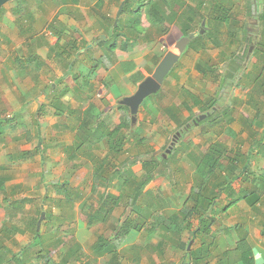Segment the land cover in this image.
<instances>
[{
	"label": "crops",
	"instance_id": "obj_1",
	"mask_svg": "<svg viewBox=\"0 0 264 264\" xmlns=\"http://www.w3.org/2000/svg\"><path fill=\"white\" fill-rule=\"evenodd\" d=\"M128 1L131 0H46L45 6L37 3L36 0H25L22 6H19L17 0H10L0 8V12L2 11L0 69L3 68L0 70V192L5 193L4 199L1 198L0 193V207L1 204H5L7 209L3 215H0V222H3L0 223V261L4 264H19L18 261L13 260V257L24 250L25 244L34 240L33 225L38 211H45L46 217L51 214L46 211L50 206L54 211L51 220L42 222L43 229H46L55 218L71 224L77 222V229L72 228L76 234L73 240H76L81 248L86 237L91 235L95 237L93 231L91 234L87 229L93 226V223L89 224L90 217L100 209V206L106 203L114 206L115 211L124 204L119 202L117 204L115 199L124 192L123 181L127 174L131 171L136 174L137 178L132 183L134 182L137 186L139 181L144 179L139 178L141 169L144 170V175L154 173L152 171L156 163L154 167L150 164L145 170L144 162L141 165L138 160L139 152L128 148L130 147L128 143L123 150L116 153L126 131L116 128L121 124L126 113L121 101L135 93V90L132 93H123L125 78L131 86L137 88L141 81L134 82L133 73L141 70L145 78L147 77L145 72L148 67L139 69L137 66L140 64V58L146 63L156 61L157 36L163 43V40L168 39L175 30L177 39L170 47L187 37H190V40L201 38L204 41L203 48H191L190 53L196 55V73H200L204 78L208 74L207 71L211 69L210 56L206 66L200 65L199 59L209 46L217 49V52H210V54L223 57L226 54V48H234L237 42L246 46L243 40L244 35L240 36L238 32L243 29H240L243 26L242 18L245 21L244 19L251 15L248 11L244 12L243 7L237 5L234 7L238 14H242V18L234 17L230 23H225L218 19L221 10L216 7L214 0V3L211 0H188L190 4H193V10H198L195 13L185 12V9L181 7V0H133L135 4L132 5ZM253 3L258 9L257 0ZM234 8L233 6L230 9L226 8L229 10L227 16L232 14ZM74 10L78 11V16L75 15ZM24 12L27 15L21 17ZM204 12L210 18L209 25L212 26L213 31L219 34L218 39L216 35L210 36L205 33L210 26L203 27L208 21L202 25L201 15ZM134 19L138 25L142 26L144 33L141 38L146 40L131 36V40H128L129 35L135 34L134 31L131 32ZM199 26H201L200 31H198ZM120 27H122L121 30H119ZM255 31L258 32L260 29ZM111 38L116 43L109 46L108 42ZM86 46H93V54L89 55L86 50H82ZM194 46L199 45L194 44ZM262 54L264 55V51L256 48L255 56L260 58ZM179 60L166 76L161 89L164 88L170 76L180 77L183 82L186 80L177 74L176 68L181 62ZM130 63L135 66L130 71H126ZM235 63L237 64V61ZM75 65L79 66L76 68ZM55 79L59 82H55ZM195 102L199 104L201 100L198 98ZM185 106L187 107L186 104ZM174 109L173 106H169L164 110L176 121L178 112H174ZM237 109L235 110L238 111ZM229 110L227 108V112ZM73 115L77 117V125L82 123L88 127L84 132L78 130L77 135L80 132L86 134L79 142L74 138L75 134L71 133L67 127V122ZM231 119L232 117H229L227 121ZM192 120L195 121L194 117ZM210 123L211 126H215L213 122ZM134 124L131 122L128 128L132 132ZM261 125H263L261 120L250 122L237 120L232 124L228 122V126L232 127L229 128L230 137L234 135L238 137L240 134L241 141L249 140L250 145L246 150H240L235 146L234 150L229 149V145L223 140H220L221 142L207 140L206 148H201L204 153H207L210 145L217 143L228 149V157H238L245 162L249 156L244 169H248V172L242 175L236 187H228L215 201L212 209L214 222L207 234L198 233L199 216L184 221L180 215L191 188L197 189L198 185H193L200 183L201 177H198V173L196 172L197 178L193 179L189 192L184 191V187L180 189L181 186H178V189L175 186L173 188V182L167 181L164 185L169 186V189L167 187L163 189V192L166 190V197L171 199L168 202L157 197V192L162 188L155 187L153 176L144 189L143 197L135 203L136 209L139 211L140 208L147 207L150 213L155 215L160 213L161 208L168 206L172 215L169 217L171 218L169 222L168 218L162 220L161 217L147 219V239L150 241L144 254L146 259L142 260V264H177L178 262L173 260L181 261L187 257V252L190 250L200 249L202 252L199 257L202 259H199L197 264H243L234 255L231 257L229 255L242 239L250 245L255 264H264V149L257 146L260 143L264 145V141L258 140L255 131V127ZM198 129L199 127L189 132L191 135L194 134L193 139L196 135L207 132V130ZM100 133L103 135H99ZM194 141L199 144L198 139ZM87 142L92 145H86ZM79 146L81 151L78 149ZM113 147H116L115 156L112 154ZM138 147L139 144L136 143L135 149ZM240 162L237 164L241 167L243 163ZM126 163L129 166L126 167ZM37 175H40V180L35 177ZM61 176L65 178H60ZM32 177L39 181V186L34 184L35 180ZM52 182L55 184L68 182V192H70L68 199L57 193L54 188H48V183ZM174 183L180 185L181 181L175 179ZM37 187L41 194H34ZM22 191L29 192L26 195L29 202L25 207L31 205L34 209L26 214L24 228H18L16 232L6 231L9 227L5 223L8 213H16L17 216L22 214V211L13 210L15 200L24 196L20 193ZM234 191H237L235 195ZM89 196L94 202L95 209H89L87 212L82 210L84 218L81 219L77 213L79 202L85 197L89 199ZM234 200L236 202L226 212L221 210L226 206L224 204ZM146 201L149 203L148 206L144 205ZM130 203L131 201L127 202V204ZM112 215L107 219L97 218L95 223L103 222L108 225L107 228L113 230L112 226L116 224L113 223ZM137 216L138 218L132 221H138L141 216ZM30 222L31 226L27 227ZM195 222H198L197 226ZM109 223L112 224L111 227ZM154 225L160 226L162 230L158 232L154 230V235L151 237L152 231L149 230ZM101 227L102 230L105 229V226ZM239 227L242 230L230 238L234 231L230 234L228 230ZM42 228L37 226L40 231L43 230ZM143 233V231L139 233V238H143ZM31 234H33L32 237ZM79 235L84 239H80ZM113 237L114 235L111 239ZM170 238L173 241H170ZM190 242L192 244L188 250ZM136 243L139 244L138 241L129 243L124 241L118 248V252L127 247L132 250ZM17 244L24 247L20 249L15 247L13 249L15 253L11 252V246ZM26 248H28L25 249L28 254H35L33 249ZM68 251L71 252L72 249ZM204 251H207V256ZM171 256H173L172 260H161ZM71 258V262L77 260V256Z\"/></svg>",
	"mask_w": 264,
	"mask_h": 264
},
{
	"label": "rangeland",
	"instance_id": "obj_2",
	"mask_svg": "<svg viewBox=\"0 0 264 264\" xmlns=\"http://www.w3.org/2000/svg\"><path fill=\"white\" fill-rule=\"evenodd\" d=\"M35 1V0H34ZM38 1L37 3H41V5L46 6V0H36ZM198 1V0H194ZM215 3L217 4L216 7L221 10L222 8H233L235 5L238 7H243L244 12L248 11V13L251 16L246 17L243 21L242 14H238L237 10L232 11V14L229 15V20L225 19V23L229 22L232 20L234 17L237 19L241 16L242 18V25L240 29L242 31H236L238 32V35H244L243 40L244 43H246V46L244 47V44H240V42H237L235 44L234 48H226L225 56H218L215 55L213 56L210 54V52H217V49L214 46H209L205 52H203L202 57L199 59L200 65L206 66L207 61L209 59L208 56H210V70L207 71L208 74L204 78L200 73H196V55L195 53L193 54L190 51L192 50L191 48H196V49H202L203 46L202 44L204 41L199 38L196 39L193 38L190 40L187 48L185 51L182 53L181 58L179 61L180 64L177 66L176 71L177 74H180L181 77L186 78V80L183 82V80L176 76H170L168 80L166 81V84L163 89L158 91L156 94H153L149 97H147L140 107V112L137 117V121L134 124L133 132L134 134L128 142L129 146L128 148L135 149L136 143L139 144V162L141 165H143V162H153L156 163V167L153 168V176H154V184L156 185L155 187H160L162 188L157 192V197L162 198L165 201H170L171 199L169 197H166V190L163 192V189H169V186H166L164 184L169 182H173V188H179L178 186L184 187V191L188 190L191 186V183L194 178H197V173H196V162L192 159V157L188 156L187 153L191 152V155H198L200 152H203L201 148H206L207 146V140L209 141H214L216 142L223 140L226 142L228 145L227 147L229 149L234 150L235 148H239L240 150H246L249 148L250 142L249 140L246 142V140L241 141V136L237 137V135H234L233 137L229 134V127L228 122L230 124L233 123V121L237 120H242L245 122H250V121H255V120H261L263 125L257 126L256 128V136L258 137V140H263L264 141V71H263V77L258 78V73L260 72V68H262V65L264 64V55L262 54L260 58L256 57L255 54L254 56L252 55V52L255 50V48H259L262 51H264V17H262V14L264 13V0H257L258 3V9L256 8L255 3H253L254 0H214ZM213 0H211L212 3H214ZM241 1V3H240ZM18 3H22V0H17ZM15 2V3H17ZM130 5L135 4L133 0L128 1ZM178 3V2H177ZM179 4V3H178ZM181 7L185 9V12H190L192 11L193 13L197 12V9L193 10V4H190V1L188 0H181L180 2ZM179 4V5H180ZM197 4V3H195ZM237 8V7H236ZM206 10V9H205ZM76 13L75 15H79L78 11L74 10ZM206 12H204L202 16L203 22L202 25L207 22L203 27H208L209 25V17L206 16ZM0 15L2 16V11L0 12ZM27 14H22L21 17L25 16ZM16 17V15H14ZM250 17V18H249ZM37 18V17H36ZM28 19V18H27ZM134 26L132 27V31H135V34L129 35V39L131 40V37L138 38V39H145L146 38H141L143 32L142 26L136 23V20H133ZM236 27V26H235ZM122 27L119 28L121 30ZM136 29V30H135ZM201 26H199L198 31H200ZM246 29H250L249 31ZM256 29H260V31L256 32ZM27 31V30H26ZM28 32V31H27ZM167 33V32H166ZM170 33V32H168ZM175 33H177L174 30V33L172 32L170 34V37L168 39H164L163 43L158 40L157 36V41L155 45V54H156V61L153 62H144L142 58H140V64L137 66L139 69L142 68H147V71L145 74L151 75L157 66V64L160 62V60L163 58V56L166 54L170 46L174 43V41L177 39L175 36ZM205 33L209 34L210 36H215L218 39L219 34L213 31L212 26H210L209 30H206ZM124 34V33H123ZM1 35V32H0ZM131 36V37H130ZM1 37V36H0ZM237 38V37H236ZM242 40V38H239ZM113 38L108 42V45H112L116 42L112 41ZM195 40V42H194ZM183 41V39L181 40ZM180 41V42H181ZM176 42V41H175ZM263 42V43H262ZM198 44L199 46H194V44ZM259 43V44H258ZM258 44V45H257ZM109 45V46H110ZM3 46V44H2ZM164 46V47H163ZM263 46V47H262ZM4 47V46H3ZM91 48V49H90ZM249 49V54H247V51L245 50ZM161 51H160V50ZM252 49V51H250ZM86 50L89 55L93 54L94 48L93 46L89 47L86 46L84 49ZM80 50V51H82ZM160 51V53H159ZM187 52V53H186ZM245 52V55H244ZM5 54V52H3ZM79 53V52H78ZM2 55V54H0ZM109 59V56H107ZM24 59H22L23 61ZM237 61V64L235 63ZM4 67V65H2ZM79 65H75L77 68ZM74 67V68H75ZM1 68L0 70H2ZM70 71V68H69ZM136 71V70H134ZM250 74V75H248ZM144 76H138L137 80L140 81ZM256 77V78H255ZM55 82H59L58 79H55ZM138 82V81H137ZM136 86V85H135ZM137 87V86H136ZM137 88L134 86H131L128 82V80L125 78V85H123V93H132L134 90L136 91ZM200 99L201 102L197 104L195 102V99ZM208 100H215L216 101V109H218V115L222 116L221 119H219V124H214L215 126H211V123L207 121V116L204 117V119L198 120L197 124H195L192 120L196 119L199 116L204 115L202 112L205 111L204 108V102ZM203 102V103H202ZM260 103V104H259ZM187 105V107L185 106ZM169 106H173L174 112H178L177 114V120H173L167 113H165V108H168ZM227 108L230 110L227 112ZM238 108L236 111L235 109ZM211 110V109H210ZM236 111V113H235ZM260 111V113H258ZM210 113V112H209ZM207 114V113H206ZM229 117H232L230 121H227ZM209 120V119H208ZM77 117L72 116L68 122H67V127L71 130V133L73 132L74 138L79 142L82 136H85L86 134H82L81 132L78 133V130L80 129L82 132L86 131L88 127H85V124H78L77 125ZM202 124V125H201ZM84 127V128H79V127ZM76 127V128H75ZM201 128V130L206 131L204 134H198L194 137L195 140H199V144H197L194 139L193 135H191L189 132L197 130V128ZM198 129V130H199ZM247 129V128H246ZM105 132V131H104ZM180 132L182 135L178 137L177 135L176 144L174 147H176V151L171 148V152H168L167 149L170 148V144H172L173 138L175 135ZM257 133L259 135H257ZM99 135H103V133H100ZM132 135V134H131ZM206 136H209L208 138ZM131 137V136H130ZM84 139V138H83ZM86 140V138H85ZM203 140V141H202ZM24 140H22L23 142ZM103 141V139L101 140ZM143 141V142H140ZM39 142V141H38ZM221 142V141H220ZM36 143V142H35ZM34 143V144H35ZM41 143V142H39ZM92 145L91 143H86V145ZM204 146H202V145ZM94 145V144H93ZM127 145V144H126ZM127 148V149H128ZM264 148V147H262ZM81 151V148L79 146ZM23 151L25 152L26 149L25 147L23 148ZM174 151V152H173ZM136 153V152H135ZM162 155L166 156V161L162 159ZM155 169V170H154ZM65 176V175H64ZM64 176H61L60 178H65ZM40 180V175L35 176ZM35 177H32L33 180H35ZM30 178V176H28ZM139 178L143 179L145 178L144 175V170H140ZM175 179L181 181L180 185H176ZM62 179H60L61 181ZM43 181H41L42 183ZM35 185L39 186V181L37 182L35 180L34 182ZM48 188L52 187L56 190L57 186L59 187L60 184L62 183H57L55 182L48 183ZM153 185V183H152ZM151 185V186H152ZM198 185L195 183L193 186ZM46 187V185H45ZM172 188V190H173ZM198 188V186L196 187ZM38 187L34 194H41V191H38ZM189 192V190H188ZM1 193V192H0ZM23 193V195H27L29 192H20ZM33 194V192H30ZM52 193V191H50ZM88 191V195H89ZM2 196L1 198H5V193H1ZM47 194V193H46ZM39 196V195H38ZM40 197V196H39ZM1 199V200H2ZM183 200H185L183 196ZM182 200V201H183ZM152 201V200H150ZM238 201V200H237ZM5 203V201H3ZM147 202V201H146ZM145 202V206H148L149 203ZM236 201L234 200L233 202L229 204H224V208L221 209L224 212L227 211L229 207H231L232 204H234ZM132 203V202H131ZM123 204L122 206L118 207L115 209L114 214L112 215L111 218L114 220V224L120 225L124 220L129 219V223L135 224L138 221H131L132 219L138 218L137 215H140V219L146 218L144 212L145 208H140L139 211H137V207L133 206V204ZM139 203L137 204V206ZM25 210L23 209L22 214L18 216L17 218L20 219L19 222H17V218H15V223H11L13 226L16 225L17 228H24V218L26 214H28L31 210L34 209L33 206L27 205L24 207ZM89 209H95L94 202L92 198L89 196L85 197L81 202H79V207L77 210V213L79 217L82 219L84 218V212H87ZM162 210L160 211V217L163 220L164 218L167 219L169 222L171 218H169L172 213L170 212V207H163L161 208ZM38 210V209H37ZM67 210V207L65 208V211ZM82 210L84 212H82ZM7 211L5 204H1L0 207V215H3L4 212ZM29 211V212H28ZM47 213H51L49 216L46 218L43 217V221L45 220H51V218L54 216L52 213L54 211L51 209V206L49 207L48 210H46ZM45 212V211H44ZM43 213V212H42ZM18 215V214H16ZM42 215V214H41ZM137 216V217H135ZM23 218V219H22ZM1 219V216H0ZM8 217H6L5 223H9L7 220ZM13 222V221H12ZM3 223V222H0ZM196 226L198 225V222H195ZM1 225V224H0ZM11 225V226H12ZM91 225V224H90ZM9 226V225H8ZM31 226V222L27 224V227ZM37 226V225H36ZM38 226L39 221H38ZM77 222L74 224L64 222L59 219H54L52 222L49 223L46 229H43L42 226L41 229L42 232L45 234V239L47 241L53 242L55 240H62L63 245H59L58 243L56 244L57 250L54 253V260L57 263L62 262L63 256L65 257H70L71 255L69 254L71 249H76V256L77 260H73L72 262L70 261L67 264H113L114 262V254L113 253H107L105 255L96 257L95 254H93V245L98 241V233H103L106 234L108 238H111L113 234H116V232L111 230V228H107L108 225L103 223H93V226L91 229H87L88 232L92 234H95V237L92 235L89 237H86L85 240L83 241V246L80 248V244L76 241L73 240L76 236L74 232L72 231V228L77 229ZM101 226H105V229L102 230ZM93 228V229H92ZM100 228V229H99ZM99 230H101L99 232ZM162 228L160 226H157L156 231H161ZM227 230V229H226ZM242 228L239 227L237 228H232L228 230V233L232 235L230 238H233V236L239 231H241ZM81 232V231H79ZM90 233L88 235H90ZM242 233V232H241ZM33 234H31L32 237ZM154 235V232L150 234L152 237ZM80 239H84L83 236L79 235ZM146 237V236H145ZM44 240V239H43ZM36 240H33V245H35ZM127 241V243L132 242V241H138L139 244H137L133 249L131 250L130 247L124 248L121 252L118 253V257L116 258V262L119 264H142V260L146 259L145 252L147 250V245L150 240H148L146 243L143 242V238H139V232L136 231L135 229H132L127 238L124 240ZM28 244V243H27ZM25 244V245H27ZM38 244V243H37ZM190 244V243H189ZM188 244V245H189ZM14 245V244H13ZM11 246L12 249L10 250L13 252L15 247L17 249H20V247H24V245L17 244L16 246ZM70 248V249H69ZM38 249V248H37ZM189 250V249H188ZM15 253V251H14ZM207 256V251H204ZM231 254V253H230ZM173 256L168 257V259H161L163 261H169V259L172 260ZM72 259V258H71ZM42 264H45V260L40 258ZM38 261V262H39ZM178 262L177 264H183L182 261L185 260H173ZM180 261V262H179ZM65 262V261H64ZM85 262V263H84Z\"/></svg>",
	"mask_w": 264,
	"mask_h": 264
},
{
	"label": "trees",
	"instance_id": "obj_3",
	"mask_svg": "<svg viewBox=\"0 0 264 264\" xmlns=\"http://www.w3.org/2000/svg\"><path fill=\"white\" fill-rule=\"evenodd\" d=\"M25 0H22V3H19V6H22L23 2ZM228 9L223 8L221 9V13L218 14V19L219 21H225L228 20L227 13ZM262 17H264V13L262 14ZM131 32H133L131 30ZM135 32V31H134ZM257 48V47H256ZM255 48V50H256ZM255 50L252 52V55L254 56ZM247 54H249V49H246ZM135 64L130 63L129 68H126V71H130L131 68H133ZM261 71L258 73V78L263 77V71H264V65L262 68H260ZM143 75V71L138 70L137 72L133 73V81L138 83L142 81L145 76L139 80H137L138 76ZM250 75V74H248ZM255 77V78H256ZM138 81V82H137ZM260 104V103H259ZM208 105V106H207ZM216 101L215 100H209L207 104L205 105L204 108H206L205 111L203 112H210L208 113L207 116V121L213 122V124H219V119H221L222 116L218 115V109H216ZM126 109V113L123 117V121L119 126H117V130L125 129L126 131L124 132V138L122 142L120 143V148L119 150H116V153L118 154L120 150L124 149V146L128 142H130L132 136L131 134L133 133L130 131V124L132 122L131 117V111L130 108L126 105H122ZM211 109V110H210ZM260 113V111H258ZM209 119V120H208ZM222 120V119H221ZM128 131V133H127ZM136 134V133H134ZM131 136V137H130ZM143 142V141H140ZM258 143V142H257ZM263 144V143H262ZM256 144L258 147H264V145ZM116 147H113L112 149V154L115 156V149ZM174 150L176 147L173 148ZM264 149V148H263ZM139 152V148L136 150ZM176 151V150H175ZM227 151L225 147H222L219 144H211L210 148L208 149L207 153H200L198 155H191V152L187 153V155L192 157V159L196 162V172L198 173V177H201L200 183L198 184V188H191L190 190V195L188 197L187 202L183 206V208L180 211V215L182 216V219L184 221L190 220L194 216H199V221H200V228L198 229V233L201 235L203 233L207 234L209 233L211 229V225L214 222V218L212 217V209L214 206V203L216 200H218L223 192L228 189V187H236L237 183L240 181L241 177L243 174H246L248 172L247 170H244L245 167L247 166V160H249V156L247 157L246 161L243 162L242 160H239L238 157L232 158L227 156ZM174 152V151H173ZM230 160H229V159ZM162 159L166 161L165 156L162 155ZM241 161L240 163H243V166H239L237 162ZM106 162V161H105ZM235 163V164H233ZM125 164V163H124ZM150 164H153V167L155 166L153 162H144V167L145 170L148 169V166ZM126 167L129 166V164L126 163ZM137 178L136 174L134 172H129L127 174V177L125 178L124 182V192L118 197L114 198L119 203H124L127 204V202H132L133 206H135V203L143 197L144 195V189L147 186V184L150 182V180L153 178V173H147L145 174V178L143 180L139 181V184L136 186L135 183L132 181ZM2 187V186H1ZM56 192L59 194H62L65 196V198L68 199V196H70V192H68V182L60 184V186L56 188ZM237 193V191H234V195ZM104 195V194H103ZM72 201V199H70ZM29 202V199L27 196H22L21 199L15 200L14 203V208L13 210L16 212L18 211H23L25 209V205ZM114 206H110L109 204H102L100 206V209L96 211V213L91 216V222L90 223H95V219L102 217V219H107L109 218L113 212H114ZM42 211L37 212V219L34 222L33 229H34V240L35 245H33V241H31L29 244L26 245V247H29L30 249H33L32 255L28 254L24 248V250L20 254H16L13 257L14 261H18L19 264H42L40 258L45 260V264H67L70 262L72 256H76V249H72V251L69 253L71 256L70 257H63V261L60 263L55 262L54 260V253L57 250L56 244L58 243L59 245H63L62 240H55L53 242L47 241L45 238V234L37 229L38 226V221L41 217ZM146 218L138 220L135 224L129 223L128 220L123 221L120 225H113L109 223V226L113 228V232L115 231L116 234H113L114 237L113 239L108 238L106 234L103 233H98V241L93 245V254H95L96 257L105 255L107 253H113L114 254V264H118L116 262V258L118 257V248L121 246L122 243H124V240L127 238L129 233L131 232L132 229H135L139 233L142 231L143 233V242H147L148 239V229H147V219L149 217L159 219L160 218V213L157 214H151L150 210L148 208H145L144 212ZM160 214V215H159ZM18 216L16 213H8V221L7 223L9 225V229L7 228L6 231L11 230V232H16L18 231L16 225H12L11 223H15V218ZM26 218V216H25ZM24 218V219H25ZM18 219V218H17ZM23 219V218H22ZM13 221V222H12ZM20 219L17 220L19 222ZM132 221V220H131ZM105 222V221H104ZM133 222V221H132ZM12 226H11V225ZM160 224V223H159ZM37 225V226H36ZM157 226L154 225L152 226V229L149 231L154 232L156 230ZM145 229V231H144ZM101 230H99L100 232ZM146 236V237H145ZM169 238V236H168ZM44 239V240H43ZM172 238H170V241ZM145 242V243H146ZM38 248V249H37ZM37 249V250H36ZM202 250L198 251H192L190 250L187 252V257L182 261L183 264H197L199 259H202L199 257L201 255ZM229 253V252H226ZM231 253V252H230ZM228 255V254H227ZM230 257L231 255H234L239 261H242L243 264H255V259L253 257V252L250 247V245L246 242V240L242 239L238 241L236 248L232 251L231 254H229ZM39 261V262H38ZM65 261V262H64ZM0 264H4L3 261H0ZM120 264V263H119Z\"/></svg>",
	"mask_w": 264,
	"mask_h": 264
},
{
	"label": "water",
	"instance_id": "obj_4",
	"mask_svg": "<svg viewBox=\"0 0 264 264\" xmlns=\"http://www.w3.org/2000/svg\"><path fill=\"white\" fill-rule=\"evenodd\" d=\"M8 1L10 0H0V8ZM189 40L190 37H187L183 39V41H179L174 46H172L161 59V61L158 63L155 68V71L139 83L135 93L125 97L121 101V103L127 105L130 108L133 124L137 120L139 107L147 97L156 94L161 89L166 76L168 75L172 67L176 64V62L179 60ZM250 51H252V49ZM206 116H208V113L200 116L198 120L204 119V117ZM167 151L170 152L171 149H168ZM44 216L45 213L43 212L39 221V225L41 224V221ZM191 244L192 242H190L188 249L191 248Z\"/></svg>",
	"mask_w": 264,
	"mask_h": 264
},
{
	"label": "clouds",
	"instance_id": "obj_5",
	"mask_svg": "<svg viewBox=\"0 0 264 264\" xmlns=\"http://www.w3.org/2000/svg\"><path fill=\"white\" fill-rule=\"evenodd\" d=\"M178 42H179V41H178ZM170 48H171V47H170ZM170 48H169V49H170ZM169 49H168V50H169ZM166 53H167V52H166ZM249 53H250V52H249ZM163 57H164V56H163ZM143 103H144V102H143ZM143 103H142V104H143ZM142 104H141V106H142ZM141 106H140V107H141ZM140 107H139L138 113H139V111H140ZM137 117H138V114H137ZM199 117H200V116H199ZM199 117H197V118L195 119L194 123H198L197 121H198ZM136 121H137V120H136ZM135 123H136V122H135ZM177 135H179L178 137H180L181 134L177 133V134L175 135V137H174L175 140H176V138H177ZM173 141H174V140H173ZM176 142H177V140L175 141L174 144H171V145H170V148H169V149L174 148V145L176 144ZM170 152H171V151H170ZM44 213H45V212H44ZM41 214H42V213H41ZM41 216H42V215H41ZM44 217H46V214H45ZM40 219H41V217H40ZM40 219H39V221H40ZM43 219H44V218H43ZM43 219H42V221H41L40 227H41V225H42Z\"/></svg>",
	"mask_w": 264,
	"mask_h": 264
},
{
	"label": "flooded vegetation",
	"instance_id": "obj_6",
	"mask_svg": "<svg viewBox=\"0 0 264 264\" xmlns=\"http://www.w3.org/2000/svg\"><path fill=\"white\" fill-rule=\"evenodd\" d=\"M173 140H174V141H172V144H174V143H175V141H176V140H175V138H174Z\"/></svg>",
	"mask_w": 264,
	"mask_h": 264
}]
</instances>
